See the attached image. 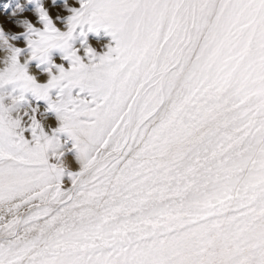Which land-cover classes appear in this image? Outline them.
<instances>
[{"label": "snow or ice", "instance_id": "snow-or-ice-1", "mask_svg": "<svg viewBox=\"0 0 264 264\" xmlns=\"http://www.w3.org/2000/svg\"><path fill=\"white\" fill-rule=\"evenodd\" d=\"M78 4L66 30L44 7L19 26L67 70L41 83L18 48L0 68L21 93L0 96V264H264V0ZM85 26L115 46L79 55ZM28 91L58 114L51 135L35 109L13 118Z\"/></svg>", "mask_w": 264, "mask_h": 264}, {"label": "rangeland", "instance_id": "rangeland-1", "mask_svg": "<svg viewBox=\"0 0 264 264\" xmlns=\"http://www.w3.org/2000/svg\"><path fill=\"white\" fill-rule=\"evenodd\" d=\"M40 7L48 9L57 27L61 30H66L65 25L72 14L69 9L78 8L79 4L78 0H31V3H28V0H0V30L3 31V35H0V68L7 62L4 57L5 53L10 52L13 54L12 50L18 48L21 50V60L26 70H30L33 77L37 78L41 83H44L48 79L47 73L50 69L53 74H57L56 68H52V64H55L57 67L63 66L67 70L69 62L63 59L65 53L58 48L51 49L48 52L47 62L39 57L35 59L31 58V50L27 48L28 35L25 34L23 28L19 26H22V22L25 19H34ZM69 44L72 50L83 55L84 49L88 47L96 51L97 55H101L106 51L107 47L115 46L113 38L108 31L103 28L98 31H89L87 26L83 28V35L81 34V29H77L73 33ZM78 92L79 89L73 91V98L76 97ZM20 95L19 86L16 84H8L0 88V96L6 97L4 100V104L6 102L5 106H9L11 104V99L19 97ZM57 95V89L49 91V97H51L52 100H55ZM80 98L90 99L86 93L82 94ZM17 107L18 111L13 113H19L20 115H23L25 111L31 115L32 110L35 109L36 118L41 123L42 127H44L46 134L51 135L55 132L58 126V114L54 110H49L48 100L40 99L31 91H28L23 93V100ZM23 119L26 123L27 117H23ZM25 136L27 139H31L29 133L26 132ZM56 139L60 142L61 147L59 152L62 154L63 159L74 164L73 166L75 167L76 164L74 161L77 157V152L74 150L75 141L66 132L57 133ZM73 166L72 168L74 170L75 168ZM63 183L71 185L68 171L63 175Z\"/></svg>", "mask_w": 264, "mask_h": 264}, {"label": "clouds", "instance_id": "clouds-1", "mask_svg": "<svg viewBox=\"0 0 264 264\" xmlns=\"http://www.w3.org/2000/svg\"><path fill=\"white\" fill-rule=\"evenodd\" d=\"M17 115H18V118H20V119H23V117H24V113H23V115H20L19 113ZM59 163H60V166L65 169V171H68V172L74 171L73 168H72V164L69 163L66 159H63ZM76 166H77V169H78L79 165L77 164ZM63 186H64L66 191H70L71 187H72V185H67V184H64Z\"/></svg>", "mask_w": 264, "mask_h": 264}, {"label": "bare ground", "instance_id": "bare-ground-1", "mask_svg": "<svg viewBox=\"0 0 264 264\" xmlns=\"http://www.w3.org/2000/svg\"><path fill=\"white\" fill-rule=\"evenodd\" d=\"M88 36V35H87ZM103 37V36H102ZM101 39V38H100ZM81 43V42H80ZM89 43V42H88ZM78 44H79V42H78ZM81 45H82V43H81ZM81 45H80V49H81ZM85 46H87V45H85ZM84 46V47H85ZM83 51V50H82ZM84 53V52H83ZM81 54V53H80ZM79 54V55H80ZM81 55H83V54H81ZM12 56V54L10 53V52H6L5 53V55H4V57H5V59L8 61L9 60V57H11ZM28 71V73L30 74V75H33L32 73H31V71L30 70H27ZM36 72V71H35ZM37 73V72H36ZM5 104H6V102H5ZM7 106V105H6ZM12 116H13V118H18V115L16 114V113H13L12 114ZM26 137V136H25ZM74 164H72V166H73ZM74 167V166H73ZM75 169L74 170H76V168H77V166L75 165V167H74Z\"/></svg>", "mask_w": 264, "mask_h": 264}]
</instances>
